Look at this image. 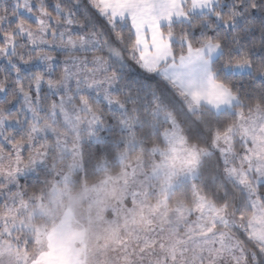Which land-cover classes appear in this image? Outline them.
<instances>
[{
	"label": "snow or ice",
	"instance_id": "snow-or-ice-1",
	"mask_svg": "<svg viewBox=\"0 0 264 264\" xmlns=\"http://www.w3.org/2000/svg\"><path fill=\"white\" fill-rule=\"evenodd\" d=\"M0 264H264V0H0Z\"/></svg>",
	"mask_w": 264,
	"mask_h": 264
},
{
	"label": "trees",
	"instance_id": "trees-1",
	"mask_svg": "<svg viewBox=\"0 0 264 264\" xmlns=\"http://www.w3.org/2000/svg\"><path fill=\"white\" fill-rule=\"evenodd\" d=\"M35 2V0H34ZM56 0H46V3L49 4V5H53L55 4Z\"/></svg>",
	"mask_w": 264,
	"mask_h": 264
}]
</instances>
